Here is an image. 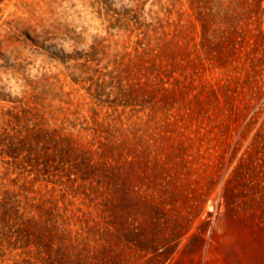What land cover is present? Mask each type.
<instances>
[{
    "label": "rangeland",
    "instance_id": "obj_1",
    "mask_svg": "<svg viewBox=\"0 0 264 264\" xmlns=\"http://www.w3.org/2000/svg\"><path fill=\"white\" fill-rule=\"evenodd\" d=\"M231 1L0 0V194L37 222L0 264H48L110 196L121 264H264V12ZM173 38L178 69L133 65Z\"/></svg>",
    "mask_w": 264,
    "mask_h": 264
},
{
    "label": "trees",
    "instance_id": "obj_2",
    "mask_svg": "<svg viewBox=\"0 0 264 264\" xmlns=\"http://www.w3.org/2000/svg\"><path fill=\"white\" fill-rule=\"evenodd\" d=\"M220 1L223 0H218V2ZM263 1L264 0H233L227 5V8H229L228 6L232 7V5H235L234 7L241 8L242 14L244 15L251 13L252 11L256 14H260L264 12V8L261 6ZM178 2L182 4L181 0H178ZM186 2L188 3L190 10L195 12L194 14H196L197 19L201 20L202 12L201 9H198L199 0H186ZM201 36H204L203 32L201 33ZM201 43H204V40H202ZM177 45V41H175L174 38L169 41H163L162 46H158V50L156 53H153L155 55L151 58L148 57L149 52L146 49L136 51V58L133 59V61L136 62H134L133 65L139 69V67H143L144 62L150 63L149 65H152L158 76L160 75L159 73L162 68L169 66L171 70L178 69L182 62L185 61V58L182 55V48ZM186 62L189 64L190 61ZM190 63L193 65V62ZM182 68H184V66H182ZM160 80L161 82L163 81L162 79ZM53 133L54 134L50 137V140L55 141L53 137L56 132L53 131ZM61 141L62 143H66V146L74 145V141L71 137H63ZM54 147L58 148L57 145H54ZM55 150L57 151V149ZM119 176L120 175H111L112 182H117ZM108 183L110 182L108 181ZM120 200L121 197L119 196L105 197L101 201L100 206H98V208L100 207L101 212L97 219L92 220V225H89L88 220L84 219L85 226L80 227L79 230L76 231L77 234L71 235V232H69L68 235L61 234L62 236L58 237V243L55 244L53 242L54 238L49 236V248H51L52 255L48 258V264H121L122 251L120 250L119 245L120 238L117 237L113 243L116 244L114 251L112 250L115 259H110L107 250L108 240L105 235L107 226L111 224L109 222L111 215L110 213L107 215L106 211L111 206L117 208L118 205L122 203ZM27 202L28 200L25 199V204H22V202H20V200L9 190L0 194V228H9L12 223H15L14 221L20 220L22 228L20 231H17V234L20 235L17 239L18 242L22 244H27L29 238V232L23 227L27 226L29 223L37 225L36 221L24 219L23 217L29 210ZM37 206H39L38 208L41 210L43 208V202L38 203ZM112 217L116 220L120 219V221L124 218L122 217V212L119 211L118 213L117 211H114ZM100 219H102L103 223L99 222ZM52 226L55 228V225ZM132 244V247L135 250L136 244ZM130 249L132 248L130 247Z\"/></svg>",
    "mask_w": 264,
    "mask_h": 264
}]
</instances>
